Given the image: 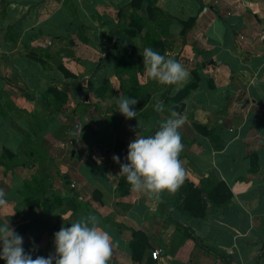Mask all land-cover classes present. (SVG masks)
<instances>
[{
    "label": "crops",
    "instance_id": "0c3cea01",
    "mask_svg": "<svg viewBox=\"0 0 264 264\" xmlns=\"http://www.w3.org/2000/svg\"><path fill=\"white\" fill-rule=\"evenodd\" d=\"M130 1L0 0V189L8 201L0 209V225L10 224L23 237L25 252L35 251L33 258L54 253V234L65 221L100 215L96 221L111 237L110 258L116 264H146L152 251L158 253L155 264H264V0H146L138 14L149 31L116 48L113 31L128 21ZM147 5L151 20L146 19ZM120 8L124 11L118 14ZM189 19L194 22L182 34ZM147 36L161 39L164 54L189 74L194 70L200 80L183 99L180 113L186 119L180 130L185 182L205 197L221 182L231 191L222 205L206 200L203 217L180 211L181 188L150 199L130 192L128 184L119 185L121 176H116L120 167L113 156L123 163L136 132L153 135L157 123L171 115L173 104L166 101L192 78L176 91V86L139 75V88L149 101L142 109L134 106L138 120H126L118 101L133 96L127 76L114 75L116 50L128 47L136 60L135 41L143 51L149 48ZM58 67L74 78L64 77ZM106 81L112 92L94 97ZM50 88L67 93L63 106L53 105ZM107 102L112 108L104 107ZM101 103L98 122L105 126L104 136L92 126L98 136L90 141L89 132L84 137L78 127L73 145L70 131L81 111L92 112V105ZM158 104L162 112L156 111ZM26 136L47 139L43 149L56 158L48 169L51 175L43 169L49 165L44 158L41 172L37 162L20 159ZM97 142L98 150L104 149L100 157L90 153ZM79 146L90 154L83 158L89 169L58 163L64 149L72 147L74 156ZM36 173L40 183L49 180L50 189L58 192H36L33 184L27 191L38 204L23 208L24 184L33 183ZM84 195L93 200H83ZM132 231L143 232L148 240L140 263L131 258Z\"/></svg>",
    "mask_w": 264,
    "mask_h": 264
},
{
    "label": "clouds",
    "instance_id": "9594fccd",
    "mask_svg": "<svg viewBox=\"0 0 264 264\" xmlns=\"http://www.w3.org/2000/svg\"><path fill=\"white\" fill-rule=\"evenodd\" d=\"M143 57V75L162 86L179 88L188 80L189 72L167 54H160L152 48L140 51ZM139 101L134 98H121L118 112L126 120L137 119L134 106ZM156 111L162 112L158 104ZM138 120V119H137ZM185 117L172 111L170 117L160 123L154 135L143 136L139 131L128 145L127 156L121 163L120 157L113 160L119 165L116 176L126 178L130 192L143 194L150 199H160L163 194L177 192L186 179V170L180 160L184 145L181 129ZM139 128V121L137 124ZM134 130V129H130ZM6 193L0 189V209L6 208ZM70 226H63L54 234V253L47 257L25 252L23 237L10 224L0 225V260L5 264H108L112 256L113 243L110 235L98 226L95 217L89 216L73 220ZM34 250L35 244L33 241Z\"/></svg>",
    "mask_w": 264,
    "mask_h": 264
},
{
    "label": "trees",
    "instance_id": "16d2710c",
    "mask_svg": "<svg viewBox=\"0 0 264 264\" xmlns=\"http://www.w3.org/2000/svg\"><path fill=\"white\" fill-rule=\"evenodd\" d=\"M146 2V0H131L128 9L130 10L131 14L128 16V21H126L124 27H118L114 29V43L115 47L119 48V43L122 42V40H128L132 41L137 34L148 32L149 28L146 27V23L143 21V18L139 16L138 11L142 9L143 2ZM148 14H147V20H151L153 18V14L151 12V8L149 5H147L146 8ZM124 11V8H120L117 10L118 14H121ZM194 22V19H189L187 22L183 23V29L182 34L185 30H188ZM146 42L148 44L149 48H152L154 51H158L160 54L164 55V44L161 39L146 37ZM121 46V44H120ZM132 53L129 50V48L122 49L121 51L116 50V58H115V66H114V75L121 76L126 75L127 76V82L130 86L131 95L133 98L137 99L139 102L136 104V107L138 109H142L144 106L147 105V102L149 101V95L140 90L141 84L138 82L137 78L140 75L141 77H144L143 75V57L140 55L138 59L133 60L132 59ZM62 75L66 78H74V75L71 74L69 71H67L64 67H58ZM191 74V80L190 82L182 88L180 91H178L171 99L166 101L167 103L173 104L170 108V113L172 111H176L178 113H181L183 110V99L192 91L195 90L198 83L200 82L198 75L194 70L190 71ZM108 82H103L101 86L98 87L96 90V97L103 98V92L107 89L106 84ZM52 94L56 99L53 105L56 107L63 106V104L68 99V95L65 92L57 91L55 89H48L47 95ZM71 104V103H70ZM48 106H51V103L47 104ZM144 119L146 116L144 115ZM160 122L157 123L155 132L159 129ZM153 133V135L155 134ZM205 133V132H203ZM9 154L11 157L10 159L15 158V154H13L10 151H4V153ZM9 157L8 155H6ZM35 162V161H34ZM41 167V166H40ZM36 176V175H35ZM37 177H33L35 187L33 188L34 191H47L48 185L50 181H41V183L38 181ZM48 178V177H47ZM36 179V180H35ZM49 179V178H48ZM127 185L126 178L121 177L119 181V185L121 184ZM33 184H30V182L24 184V190L30 189ZM73 187V186H72ZM181 188V196L182 201L180 205V211L184 214H188L194 217H203L204 215V209H205V202L206 200H209L212 204L215 205H222L223 203H226L230 196L231 191L227 188V186L224 183H217L215 187L213 188V191H211L206 197L204 196V192L197 188L196 186L191 185L188 182H184ZM94 194V193H93ZM34 197L25 199L26 207L29 209H34L36 205L38 204L39 200L33 199ZM96 201H100V199H97ZM60 203V201H58ZM47 205H44L43 209H46ZM77 220L76 218H72V220H67L63 224L64 226H70L71 221ZM130 252H131V258L134 263H140L143 257V254L146 249H148L149 244L147 237L145 234L141 231H132L131 232V241L129 244ZM30 253H34L35 251H29ZM41 255V254H38ZM108 264H116L115 261H113L111 258L108 262ZM146 264H155L154 259L151 257L148 259Z\"/></svg>",
    "mask_w": 264,
    "mask_h": 264
},
{
    "label": "rangeland",
    "instance_id": "374dc122",
    "mask_svg": "<svg viewBox=\"0 0 264 264\" xmlns=\"http://www.w3.org/2000/svg\"><path fill=\"white\" fill-rule=\"evenodd\" d=\"M138 42H139V40H137ZM137 41H135V43H136V47H135V53L136 54H138L140 51H142V50H140L141 49V46L139 47V45H138V43H137ZM140 42H142V41H140ZM147 48V47H146ZM142 80V79H141ZM146 79H143L142 81L144 82ZM149 80V79H148ZM116 82V81H115ZM117 83V82H116ZM106 87H107V91L105 90V92H103V95L104 96H107V95H109L111 92H112V89L110 88V87H108V84H106ZM109 88V89H108ZM123 88V83H120V87H119V89L121 90ZM98 89V88H97ZM96 89V90H97ZM94 91V97L96 96V92L97 91ZM135 99V98H134ZM101 105H102V103L101 104H99L98 106H96V105H92L93 107V111L92 112H90V111H88V110H86V111H81V114L79 115V117L77 118V124H78V127H80V130H81V132H83L84 131V133L82 134L84 137L86 136L85 134H87L86 132H89L88 133V137L90 138V141L91 140H96L95 139V137L96 136H98V134L97 133H95V134H92L93 133V129H91L92 128V126H94V127H96V128H98L99 129V134L101 135V136H104L103 135V132L101 131V127H105V126H103V125H101L98 121H100L101 122V120H102V117H100V113H99V111H100V107H101ZM111 106V108H112V103H105L104 104V107H109L110 108V106ZM90 106V105H89ZM96 106V107H95ZM103 106V105H102ZM62 111V110H61ZM83 112V113H82ZM113 118V117H112ZM114 119V118H113ZM113 119H111V120H113ZM115 120V119H114ZM66 122H68V121H66ZM66 122H65V124H66ZM69 127V126H68ZM66 128V127H65ZM69 129H71V126H70V128ZM36 130V129H35ZM22 132H24L23 130H21ZM72 131V130H71ZM70 131V132H71ZM23 139H24V137H22ZM17 139H19V136L17 137ZM32 139L33 140H28L27 139V136H26V138H25V140H23V149H24V151H22V152H20L19 153V156L20 157H22V158H20L23 162H27L28 164L30 163V162H33V161H35V162H37V164H38V166L40 167V168H38V171H42L43 169H44V171L46 172V173H49L48 175H51V173L52 172H49L48 171V169L49 168H51V166H52V162L54 161V160H56V158H55V154H54V156H52L51 157V155H50V152L49 151H47V150H44L43 148H45V146L47 145V143H48V141H47V139H45L43 136H37V137H32ZM98 144H100V142H97L96 144H95V147H94V150L92 151L91 150V154L93 153V155L95 154V155H97L98 157H100V153H101V150H104L103 149V147L101 148V150H98V148H97V145ZM74 145V144H73ZM101 145V144H100ZM61 146H63L64 147V145H62L61 144ZM74 147V146H73ZM61 148V147H60ZM64 149V148H63ZM73 148L72 147H70V148H67V150L66 149H64V151H63V153H65V155H63V157L61 158L60 157V161H58V163L59 164H61L62 163V161H64V162H67L68 164H69V166L70 167H75L76 169H78V168H82V167H84L85 165V163H83V161H84V159L83 158H85L86 156H90V154L88 153V154H86V155H84L85 154V151H84V148L83 147H81V146H79V151L77 152L78 154L77 155H74L73 156V154H72V150ZM87 153V152H86ZM73 156V157H72ZM45 159L48 163H49V165L48 166H46V167H43V169H42V165H43V162H42V159ZM87 158V157H86ZM86 160V159H85ZM9 161V160H8ZM63 164V163H62ZM85 169L87 170V169H89V167H87V166H85ZM38 174L39 173H36V177H38ZM91 173H88V175H90ZM93 174V173H92ZM35 175V174H34ZM59 180H56L55 182H54V185H57L56 184V182H58ZM31 184H34V182L33 183H31ZM50 183H49V185H48V189L49 190H51V192H58V190L56 189H53L52 190V188L50 189ZM74 186V185H73ZM58 188V187H57ZM83 188V187H82ZM48 191V190H47ZM25 194H23V197H24V199H27L28 197H35L34 196V194H32L31 192H29V191H27V190H24L23 191ZM86 196L87 195H84L83 196V200H87V199H89L90 198V196L88 197V198H86ZM34 199V198H33ZM91 200H93V197H91L90 198ZM89 201V200H88ZM25 206H26V204H25V202H24V207L23 206H19V208L21 209L22 207L23 208H25ZM98 207V205H94V204H92V202H90V207ZM96 219H100V215H97V217H96ZM152 253V252H151ZM151 258L153 259V257H152V254H151ZM155 260V259H154Z\"/></svg>",
    "mask_w": 264,
    "mask_h": 264
},
{
    "label": "water",
    "instance_id": "95a60500",
    "mask_svg": "<svg viewBox=\"0 0 264 264\" xmlns=\"http://www.w3.org/2000/svg\"><path fill=\"white\" fill-rule=\"evenodd\" d=\"M77 129H78V125L75 124V125L72 127V131H71V134H70V135L73 137L74 145L78 142V138H77V136H76ZM97 148H98V149L100 148V144L97 145Z\"/></svg>",
    "mask_w": 264,
    "mask_h": 264
},
{
    "label": "built area",
    "instance_id": "2783aa9c",
    "mask_svg": "<svg viewBox=\"0 0 264 264\" xmlns=\"http://www.w3.org/2000/svg\"><path fill=\"white\" fill-rule=\"evenodd\" d=\"M152 257H153V259H157V251H152Z\"/></svg>",
    "mask_w": 264,
    "mask_h": 264
}]
</instances>
